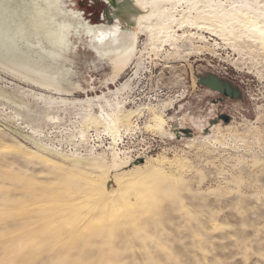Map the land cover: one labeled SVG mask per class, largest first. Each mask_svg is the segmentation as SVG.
I'll use <instances>...</instances> for the list:
<instances>
[{"label":"rangeland","instance_id":"obj_1","mask_svg":"<svg viewBox=\"0 0 264 264\" xmlns=\"http://www.w3.org/2000/svg\"><path fill=\"white\" fill-rule=\"evenodd\" d=\"M111 10L0 0V264H264V51L208 24L162 47L134 29L122 57L77 32L54 49L59 11Z\"/></svg>","mask_w":264,"mask_h":264},{"label":"bare ground","instance_id":"obj_2","mask_svg":"<svg viewBox=\"0 0 264 264\" xmlns=\"http://www.w3.org/2000/svg\"><path fill=\"white\" fill-rule=\"evenodd\" d=\"M128 1L138 11L115 7L110 12L111 21H106L108 24L88 26L81 13L70 16L59 11L66 20L57 23L54 49L66 51L70 47L69 34L77 32L90 36L102 57H122L131 55L137 45L134 29L146 32L152 46L162 47L164 44L173 45L180 39L177 33L185 26L200 29V26L208 24L217 36L234 37L235 40L245 38L264 51V4L260 0H119L118 7L128 6ZM51 5L54 6L53 2ZM124 10L132 26L121 23L118 13ZM156 120L163 124L162 118L156 117ZM114 131H110L111 136L116 138L118 131Z\"/></svg>","mask_w":264,"mask_h":264},{"label":"water","instance_id":"obj_3","mask_svg":"<svg viewBox=\"0 0 264 264\" xmlns=\"http://www.w3.org/2000/svg\"><path fill=\"white\" fill-rule=\"evenodd\" d=\"M109 2L114 6L118 7L120 4L116 0H109ZM128 6L131 7L132 11H138L134 5L131 3V1H128ZM111 20V19H110ZM200 85L205 86L215 92H218L222 94L224 97L227 98H238L240 97V91H238L236 88H234L230 83L221 81L219 78H216L214 76L210 77H201L199 80ZM224 120L226 123H230V117L223 116L218 120L211 121V125H216L220 123L221 120Z\"/></svg>","mask_w":264,"mask_h":264},{"label":"flooded vegetation","instance_id":"obj_4","mask_svg":"<svg viewBox=\"0 0 264 264\" xmlns=\"http://www.w3.org/2000/svg\"><path fill=\"white\" fill-rule=\"evenodd\" d=\"M106 1H107V0H106ZM112 9H116V8L112 6Z\"/></svg>","mask_w":264,"mask_h":264}]
</instances>
